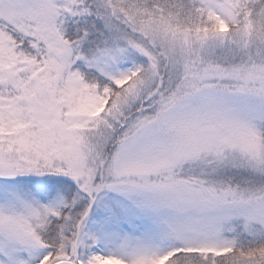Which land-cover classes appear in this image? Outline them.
<instances>
[{
    "label": "snow or ice",
    "instance_id": "1",
    "mask_svg": "<svg viewBox=\"0 0 264 264\" xmlns=\"http://www.w3.org/2000/svg\"><path fill=\"white\" fill-rule=\"evenodd\" d=\"M0 264H264V0H0Z\"/></svg>",
    "mask_w": 264,
    "mask_h": 264
}]
</instances>
